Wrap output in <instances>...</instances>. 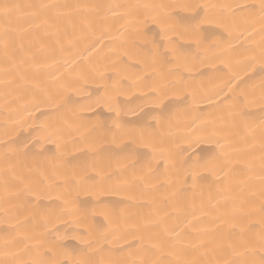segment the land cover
<instances>
[{
  "label": "bare ground",
  "instance_id": "1",
  "mask_svg": "<svg viewBox=\"0 0 264 264\" xmlns=\"http://www.w3.org/2000/svg\"><path fill=\"white\" fill-rule=\"evenodd\" d=\"M261 4L0 0V264H261Z\"/></svg>",
  "mask_w": 264,
  "mask_h": 264
},
{
  "label": "snow or ice",
  "instance_id": "2",
  "mask_svg": "<svg viewBox=\"0 0 264 264\" xmlns=\"http://www.w3.org/2000/svg\"><path fill=\"white\" fill-rule=\"evenodd\" d=\"M2 8H3L4 14L7 15L9 5L4 4V5H2ZM261 11L264 12V0H262ZM261 264H264V260H262Z\"/></svg>",
  "mask_w": 264,
  "mask_h": 264
}]
</instances>
